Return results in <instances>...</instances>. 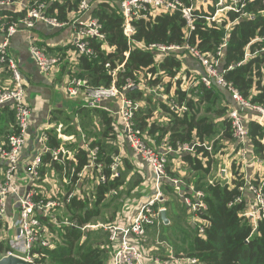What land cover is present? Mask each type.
I'll list each match as a JSON object with an SVG mask.
<instances>
[{
  "label": "trees",
  "instance_id": "obj_1",
  "mask_svg": "<svg viewBox=\"0 0 264 264\" xmlns=\"http://www.w3.org/2000/svg\"><path fill=\"white\" fill-rule=\"evenodd\" d=\"M17 1L13 0L14 3ZM111 1L113 0H89L94 6L84 20L89 16L97 18L105 39L104 41L94 37L87 39L93 55L77 57V69L80 72L74 76L86 80L88 86L93 88L109 87L114 81L115 87L120 91H123L128 81H131L133 86L124 90L123 93L132 102L146 103L135 110L133 121L143 133L147 143L150 145L152 139L160 148L159 150H163L162 145H169L174 151L179 145H193V151L169 154L168 161L180 158L189 165L190 171L194 172L195 175L191 180L185 179L187 180L185 185L203 193L206 210L200 216L210 221V227L205 230L204 236L199 237L193 227L187 226L186 213L188 212H185L184 207L181 208L185 216L183 223L176 213L175 204L156 203L154 209H165L169 220L168 226H165L163 222L160 225V241L167 245L169 243L168 246L174 250L173 255L177 259L196 258L199 264H264V220H260L253 231L250 222L239 217V214L246 210L245 203L228 206L239 194L237 187L241 183L234 181L232 184L235 187L231 188L225 185V180L221 178L217 180L218 184L212 185L206 181L207 175L211 172L213 159L209 157L205 147L219 137L212 145V154L217 155L224 146V142H232L230 126L226 119L229 108L227 103L233 106L230 95L214 84L210 89L198 84L189 91H183L179 87L180 80L176 81L174 102L186 109L178 114L171 111L168 101L162 100L161 97H154L153 93L147 94L144 89L139 88L141 82L139 75L144 73L145 78H148L146 84L150 89L157 88L164 96H168L175 77L183 75L197 77L204 73L199 61L186 50L170 51L160 62H157L156 53L141 46L183 47L188 45L195 47L201 54L216 57L219 46L224 44L222 54L218 57L219 72L244 99L252 104H263L264 84H262L261 69L264 65V4L261 0H245L246 3L242 8L238 4V11L227 13L225 23H231L228 32L224 29L225 23L220 28H209L204 18L206 15L195 13L197 20L194 31L187 38L186 23L179 13L160 14L133 20L131 24L134 33L130 39H127L124 35V18L119 5L116 1L112 3ZM181 1L187 6L190 4L189 0ZM35 2L45 3L43 14L59 22H70L72 19L69 18V14L78 16L80 0H27L25 5L31 7ZM213 2L216 3V0ZM214 10V7H209V11L214 12ZM26 12L27 8L18 11L10 6H0V17L5 22H17L26 15ZM201 15L203 17H200ZM0 34L4 39L5 34ZM225 37L226 40H223ZM246 51L249 57H245ZM185 54L198 61L202 68L200 74L183 68V64L186 65V63L181 56ZM115 70V76L112 78L111 72ZM5 75L1 74L2 77ZM253 89L256 94H253ZM152 102L156 105L150 107ZM10 106H0V127L14 123V113L10 110ZM159 108L168 116L167 123L159 124L157 121H151L153 113ZM83 110L80 109L79 113ZM91 113L98 116L103 128L102 139L93 143L105 154L103 173L107 178L111 176L109 166L113 162L112 157H117L119 176L97 186L91 193L93 198L91 202L87 198L80 197H74L71 200L65 208L66 213L64 212L61 217L58 216L59 221L65 223L57 229L50 227L51 230L59 232L60 242L53 249L35 248L34 252L38 254V257L34 258V264H107L110 259H107V255L111 253L107 233L102 229L94 231L82 230V228L97 221L109 222L103 214L104 211L123 195L140 189L144 181L134 171L130 157L120 158L116 144L118 132L114 130L113 118L103 108L87 109L84 118L89 119ZM246 127L251 155H257L258 160L264 161V144L262 143L264 128L255 122L247 123ZM4 130L6 129L2 131ZM9 132L10 127L8 131H5V137ZM58 144L55 135L51 133L49 145L57 147ZM199 156L205 159V165L202 164ZM76 158L78 159L77 169L80 170L87 163V154L80 150ZM48 161L49 157L46 156L43 162ZM166 172L169 176H178L169 170V163L166 166ZM41 173H44V169ZM183 188V193L193 199L189 189ZM162 190L168 194L172 191L171 185L165 180ZM107 199L109 201L105 203ZM153 233L155 228L151 229L148 235ZM173 237L174 240L177 239L178 244L171 240ZM7 251L6 241H0V259ZM160 253L161 261L168 262V253L164 249H161Z\"/></svg>",
  "mask_w": 264,
  "mask_h": 264
},
{
  "label": "built area",
  "instance_id": "obj_2",
  "mask_svg": "<svg viewBox=\"0 0 264 264\" xmlns=\"http://www.w3.org/2000/svg\"><path fill=\"white\" fill-rule=\"evenodd\" d=\"M117 1L124 18L123 29L127 39H130L134 33V29L130 24L131 21L134 18L146 17L145 13L151 11L150 15L152 16L179 13L186 23V37L188 38L194 31L197 20L195 13L197 12H194L192 8V0H189V6L185 5L181 0ZM198 1L194 0L195 3ZM203 1L206 4V1ZM261 1L264 4V0ZM224 2L226 5L223 4ZM245 3V0H216V3L213 0H207L206 5L215 9L214 13L210 14L208 12L209 7L207 8L205 5L204 12L206 16L204 18L207 26L211 28V26L217 25L218 27L215 28H220L221 26L219 25L227 20V13L229 11H238L237 5L240 4L242 8ZM12 5L15 8L13 0H0V6ZM23 6L22 8L18 6V10L27 8L26 15L17 22H5L0 17V33L5 34V38L0 43V106L11 105L10 110L14 113V123L10 127V132L5 137V140L0 142V241L4 240L8 245V251L3 257L13 256L34 264V258L38 257V254L34 252L35 248L53 249L60 242L59 232L51 230L50 227L57 229L65 223L60 222L58 216L61 217L60 212L65 210L71 200L74 197H80L81 199L87 198L91 202L93 200L92 191L107 180L117 178L119 174L117 171L118 158L112 157L113 162L109 166L111 176L108 178L105 176L103 173L105 169L103 156L105 154L101 152L99 146L93 144L95 142L94 139L87 138L83 133H80V146L77 144L76 148L71 149L61 144L60 139L67 142H70L68 140L71 139L62 135L64 130L62 125L54 128L52 125L47 124L40 135L37 136L38 148L35 150V154L31 155L28 161L22 165L21 156L27 148L32 125L34 124L33 109L26 99L27 84L25 79L15 60L8 54L10 39L18 32L27 31L30 34L37 22L52 26V28L72 25L74 28L72 45L76 58L79 55H93V50L87 41L89 37H94L101 41L105 39L104 34L101 33V24L97 18L89 16L84 20V17L93 6L89 0H80L78 16L75 19H72V17L70 23H63L55 18L46 17L43 14L46 7L45 3L35 2L31 7ZM195 10L200 11L199 7H196ZM220 13L223 15H219ZM198 14L200 15L202 12L200 11ZM200 17L203 16L201 15ZM141 47L148 51L155 49L157 62H160L168 51L174 49L179 51V48L188 51L191 56L199 61L204 70L202 75L197 77H187L186 75L181 78L175 77L172 83L175 85V82L180 80L179 87L183 91H189L198 84H202L208 89L214 84L225 90L233 101V106L228 108L226 115L232 142H224V146H222L217 155L224 154L225 157V153L229 152L226 155V159H228L235 154L240 160V168L252 161L254 157H251L250 160L248 159L251 150L248 147L246 124L255 122L264 127V103L260 105L252 104L249 100L244 99L219 72L218 57L222 54L221 50L224 44L219 46L216 57L201 54L195 47L187 45L183 47L165 45ZM28 51L42 74L50 76L60 72L61 56L48 55L37 45L32 36H29ZM246 52L245 57H249L248 51ZM262 71L263 69H261ZM68 72L67 76L71 79L65 82L62 89L67 97L75 99L83 92L86 99L84 107L89 109L101 108L99 104L107 100H116L118 102L119 110L115 113L118 118V125L117 127L116 125L114 126L115 132L119 131L116 144L119 146L128 145L133 154L146 164L151 176L144 180L143 185L148 184L156 192L154 198L140 205L135 214H130L131 216L125 215L123 220L108 225H86L82 230L98 228L107 233L109 247L113 251V256L107 264H199L196 258L183 257L177 259L174 257L172 249L160 240L157 244L168 253V262H162L159 257L152 260L149 258V250L151 249L148 250L144 247L148 243V232L151 229L155 228V233L160 234L161 212L165 211V209H154V206L156 203L165 201L164 196L160 192V187L164 180L172 186L174 191L178 193L177 195L182 203L188 208L189 215L192 218L191 224L198 236L203 237L205 230L210 227V221L200 216L206 210V205L203 202V193L194 191L189 186V191L193 192V199H191V197L183 193V183L179 177L169 176L166 172V166L169 163L168 155L193 151V145H179L174 151L169 145H164L163 150H157L147 143L143 133L135 126L133 121V114L138 105L127 99L123 93L124 90L133 86L131 81L127 82L123 91L115 87L114 81L109 87L93 88L88 86L87 81L80 80L74 74H71L70 70ZM115 73L116 70L111 72L112 78H114ZM1 74L6 75L2 77ZM4 78H6L5 83H3ZM174 90L175 86L172 87L168 96L162 95V100L168 101L171 111L181 114L186 109L184 106H179L174 102ZM253 94H256L255 89H253ZM118 127L120 130L117 129ZM51 133L55 135L56 141L60 142L57 147L49 145ZM215 140L208 143L207 147H205L211 159H216L217 156L212 154V145ZM80 150L86 152L87 163L78 170V159L76 157ZM46 156L49 157V161L44 163L43 159ZM205 162V159H202L203 165H205ZM48 168H51L57 176L56 181L52 179L53 173L50 175L45 172L41 173L42 169L46 171ZM226 168L228 167L226 166ZM224 169L221 170L222 173L225 172ZM23 174L26 182L22 178ZM226 175L227 172L225 173ZM209 183L212 185L218 184L217 180L209 181ZM240 183L237 187L239 194L228 206L244 202L246 210L239 214V217L247 219L254 231L257 223L260 220H264V179L257 180L246 176ZM224 184L232 188L235 187L230 181L225 180ZM8 206L15 208L17 211L15 222L13 215H8L7 213ZM17 229H19V233H17Z\"/></svg>",
  "mask_w": 264,
  "mask_h": 264
},
{
  "label": "crops",
  "instance_id": "obj_3",
  "mask_svg": "<svg viewBox=\"0 0 264 264\" xmlns=\"http://www.w3.org/2000/svg\"><path fill=\"white\" fill-rule=\"evenodd\" d=\"M26 3H27V0H18L15 3V8H14V5L10 7L18 10V6L22 8L24 7L23 5H25ZM76 17L77 16H75L74 14H69V18L75 19ZM73 32H74V28L72 27V25H67L64 28L60 29V28H49L45 24L41 22H37L35 25V28L31 30L30 34L27 31L18 32L9 41L8 54L13 60H15V62L17 63L20 69V72L23 78L25 79V82L27 84V88H26L27 98L26 99L28 103L30 104L31 108L33 109L34 124L32 125L31 135H30L27 148L24 150L23 155L21 156V160H23L22 165H24L26 161H28L31 155L35 154V150L38 148V143L36 140L37 136L40 135L42 129H44V127L47 124L52 125L54 128H56L59 125L63 126L64 130L62 131V135L65 136L66 138H71L70 140H68L70 142L60 139L61 144H64L67 148L74 149L76 148L77 144L78 146H80L79 145L80 144L79 142L80 133H83L87 138L94 139L95 141H99L102 139L101 134H102L103 128L100 125L98 116H95L93 113H91V116L89 119L84 118V116H86V111L89 108L83 107L82 109L84 110L80 111L81 114L79 113V110L73 113L69 109L68 106L67 107L65 106L66 102H61L58 99V96H61V95L64 98V100H67L66 98H69L62 91L65 85V82L67 81V75H68L67 73H69L68 72L69 70H72V71L74 70L76 72L78 70L77 69V58L74 55L75 51L72 45V40L74 37ZM29 36H32L33 39L37 42V44L41 46V48L48 55H51V56L60 55L61 56L62 63L60 64V72L58 74L46 76L39 71L38 67L36 66V63L33 61L28 51ZM2 41H3V36L0 34V43ZM183 59L187 61V65L183 64V68L188 69V71H191L192 73H195V74H200L202 72V68L198 64L199 63L198 61L197 63L195 60L189 58L188 56L183 57ZM5 81H6V78L3 79V83H5ZM139 88L143 89L144 87H139ZM150 90L153 91V89H150ZM82 93L80 96H78V99L84 101L83 103L85 104L86 103V99L84 98L85 94L84 93L82 94ZM146 93L152 94V92L149 91L148 89H146ZM70 99L78 100L77 97L75 99L74 98H70ZM134 103L137 104L138 106L146 105L145 102H143L142 104L141 103L139 104L137 102H134ZM118 106L119 104L116 100H107L99 104V107L107 111L110 117L113 118L114 126L116 125V127L118 125V118L116 117L115 113L119 110ZM230 106L231 104L227 103V107H230ZM83 124H84V127H83ZM11 126L12 125H5L4 127H0V142L5 140V131L6 130L8 131L9 127ZM3 129H6V130L2 131ZM263 142H264V138H263ZM118 148H119L120 158L130 157L131 162L133 163L134 171H136L142 179L145 180L146 178L151 176L150 171L148 167L146 166V164L143 161H141L138 156L133 154V152L130 150L128 145L126 144L122 146L118 145ZM174 159L179 160V162L182 165H185L184 162L181 161L180 158H174ZM174 159H172L169 163H172V164L175 163ZM172 173H175L176 175L178 174L176 170H174ZM249 173H251V171H248V173L246 172L245 177L248 176V177L254 178L252 176L254 172H252L251 174ZM177 177H179L180 181H182L183 187L188 189L189 186L185 185V180L181 179L179 174ZM52 179L53 181H56L57 176L53 175ZM142 186H143V183H142ZM145 191L146 189H144V192ZM160 192L164 196V200H165L164 202H166L167 198L169 197L168 192L165 193L162 190V186L160 187ZM171 192L178 199L177 202L180 205H182V201L180 197H178L177 195L178 193L174 191L173 188ZM155 193L156 192L153 189V191H151L150 193L149 198H147L144 203L153 199L155 196ZM190 193L193 194V192H190ZM119 200L114 201V202H118ZM144 203H138V207ZM9 205H10V202H9ZM15 211H16L15 208H11L10 206H8V210H7L8 215H10L11 213ZM114 214L116 215L115 217H114ZM114 214L112 213L111 220L106 218L107 220H109V222L106 223L102 221H97L95 222L96 223L95 225H108L113 222L114 223L119 222L125 216V213L121 214L118 212V210ZM187 215L188 213H186V218H187ZM182 216H184L183 213H182ZM191 221H192V218L190 215H188L187 226L193 227L191 224ZM93 224L94 223L89 224V225H93ZM168 225H169V220H168L167 225L165 226H168ZM112 256H113V253L111 254L110 259L112 258Z\"/></svg>",
  "mask_w": 264,
  "mask_h": 264
},
{
  "label": "rangeland",
  "instance_id": "obj_4",
  "mask_svg": "<svg viewBox=\"0 0 264 264\" xmlns=\"http://www.w3.org/2000/svg\"><path fill=\"white\" fill-rule=\"evenodd\" d=\"M114 1H116L117 3H118V1L117 0H113V1H111V3L112 2H114ZM206 1V4H207V0H205ZM202 4H203V6H202ZM206 4H204V1L203 0H199L197 3H195L194 2V0H192V8L194 9V12H202V14H205V10H204V8H205V5ZM224 5H226V3L224 2L223 3ZM118 5H119V3H118ZM196 7H199V10L200 11H198V10H195L196 9ZM206 7L208 8L209 6H207L206 5ZM119 8H120V5H119ZM120 11H121V9H120ZM215 11V10H214ZM208 12L210 13V14H213L214 12H212V11H209V8H208ZM150 13H152V11L151 12H147V13H145V16L146 17H141L140 19H144V18H148V17H151L152 15H150ZM223 13V12H222ZM222 13H220L219 15H223ZM122 14V13H121ZM155 14V13H154ZM183 18V17H182ZM133 20H137L136 18H134ZM132 20V21H133ZM132 21H131V23H132ZM130 23V24H131ZM223 23H225V22H223ZM222 23V24H223ZM222 24L221 25H219V26H222ZM230 25L231 24H228V23H225V26H224V29L228 32V30H229V27H230ZM131 26H132V24H131ZM133 27V26H132ZM215 27H218L217 25H213V26H211V28H215ZM62 28H64V27H62ZM62 28H60V29H62ZM134 29V28H133ZM226 38V37H225ZM224 38V39H225ZM223 39V40H224ZM185 46V45H184ZM188 46V45H187ZM175 50V49H174ZM174 50H170V51H174ZM179 51H181V49L179 48L178 49ZM155 53H156V50L154 49L153 50ZM170 51H168V52H170ZM167 52V53H168ZM167 53L166 54H164V56H166L167 55ZM157 54V53H156ZM51 56V55H50ZM54 56V55H53ZM187 56H189L188 54H185V55H183V56H181V58L183 59V57H187ZM185 63H186V65H187V61H185ZM60 68V67H59ZM263 71L261 72V74H262V84H264V65H263ZM67 71V70H66ZM70 72H71V74H79V70H77V72L76 71H72V70H70ZM194 76V75H193ZM177 77H179V76H177ZM182 76H180L179 78H181ZM139 78H140V80H141V82H140V84H139V87H140V85H141V87L143 86L144 88V90L146 91V89H148V90H150L149 89V87H148V85L146 84V82H148V78L146 79L145 78V75H144V73H141L140 75H139ZM68 79H71L69 76H67V80ZM80 80H82V79H80ZM86 81V80H85ZM165 81H170V79H165ZM175 85H174V83H172V87H174ZM84 90V89H83ZM150 91H152V90H150ZM152 93H154L153 95H154V97H161L162 98V91L161 90H158L157 88H153V92ZM83 94V93H82ZM58 99L61 101V102H66V107L68 106L69 107V109L73 112V113H75L77 110H80V109H82L83 107H84V101H82V100H80V99H78V97H77V99L78 100H73V99H70V98H66L67 100H64V98L62 97V95L61 96H58ZM154 101H155V99H153ZM69 103V104H68ZM143 103V102H142ZM141 103V104H142ZM154 104L156 105V103L155 102H152V103H150V107L151 106H154ZM156 107H158V106H156ZM151 121L152 122H158L159 124H161V123H167L168 122V116L159 108V109H157L154 113H153V118L151 119ZM118 130H120V128L118 127ZM150 145L153 147V148H155V149H157V150H159L160 148L159 147H157L156 146V143L151 139V142H150ZM162 145V144H161ZM160 145V146H161ZM162 148H163V145H162ZM229 152H226L225 153V157H224V154H220V155H217L216 156V159H213V163H212V167H211V172L209 173V175H207V177H206V181H207V183H209V181L208 180H210V181H214V180H219L220 178H224L226 181H230V183H233L234 181H236V182H241L243 179H244V177H245V173L247 172L248 173V171H251V173L252 172H254V174L252 175L255 179H257V180H260V179H264V161H262L261 159H257L256 158V156H253V155H251V154H249V160H250V158L252 157H254V159L252 160V161H250V162H248V163H246L243 167H241L240 168V160H238V158H237V156L235 155V154H233V155H231L228 159H226V155L228 154ZM221 156V157H220ZM199 158L200 159H202V156H199ZM175 160V163H169V170H171L172 172L174 171V170H176L177 171V173L180 175V177H181V179H189V180H191L192 178H193V176L195 175L194 174V172L193 171H190V169H189V165H187V164H185V165H182L180 162H179V160H176V159H174ZM206 163V162H205ZM226 166L228 167V168H226ZM223 168H225L224 170H225V172L224 173H222L221 172V170L223 169ZM227 172V175L225 176V173ZM45 173H47L48 175H50V174H52L53 173V170L51 169V168H48V169H46V171H45ZM251 173H249V174H251ZM53 175H55V174H53ZM230 175H231V177H230ZM22 178H23V180H25V182H26V179H25V175L23 174L22 175ZM186 182H187V180H185ZM25 184V183H24ZM141 188H143V190L141 189ZM141 188L140 189H136L135 191H132V192H130L129 194H125V195H123L121 198H120V200L118 201V202H113L111 205H110V207L109 208H107L105 211H104V216H105V218H108V219H112L111 218V216H112V213H116L117 212V210H118V212L119 213H121V214H123V213H125V215L126 216H131V215H133V214H135L137 211H138V203H144L145 202V200L147 199V198H149V196H150V193H151V191H153V189L150 187V186H148V184H145V185H143V186H141ZM232 188V187H231ZM144 189H146V191L144 192ZM142 190V191H141ZM139 194V195H138ZM168 198H167V201L166 202H168V203H171V205H173V204H175V205H177V208H176V213H178V215H179V217H180V219L182 220L181 222H183L184 221V217L185 216H182V210H181V208L182 207H184L185 209H186V211L185 212H188V214H189V210H188V208L186 207V206H184V204L182 203V205H180L178 202H177V198L172 194V192H170L169 194H168ZM109 201V199H107L106 201H105V203L106 202H108ZM135 201V202H134ZM162 202H164V201H162ZM160 203V202H159ZM178 203V204H177ZM142 205V204H141ZM170 211V210H169ZM64 212H65V210H63V211H61L60 212V216L62 215V214H64ZM66 213V212H65ZM12 215H13V219H14V216L15 215H17V211H15V212H13V213H11ZM131 214V215H130ZM116 215L114 214V217H115ZM5 218V217H4ZM187 218H188V215H187ZM187 218H186V220H187ZM123 220V219H122ZM96 223H94L93 225H95ZM184 228V227H183ZM85 230H89V229H85ZM94 231H97L98 230V228H95V229H93ZM179 235V234H178ZM149 236V240H148V243H147V245H145L144 247L146 248V249H151V250H149V258H151L152 260H154L156 257H159L160 259H161V257H162V255H161V253H160V251H161V246L159 245V244H157V242H159V240H160V234H153V235H148ZM174 243H176L177 242V244H178V241H177V239H175L174 240V237L171 239ZM176 241V242H175ZM166 244V243H165ZM167 245V244H166ZM168 245H169V243H168ZM167 245V246H168ZM171 245V244H170ZM172 246V245H171ZM169 247V246H168ZM109 250H111V252H113L112 251V249H109ZM172 251V253H173V251L174 250H171ZM111 257V253L109 252L108 253V255H107V259H109Z\"/></svg>",
  "mask_w": 264,
  "mask_h": 264
},
{
  "label": "water",
  "instance_id": "obj_5",
  "mask_svg": "<svg viewBox=\"0 0 264 264\" xmlns=\"http://www.w3.org/2000/svg\"><path fill=\"white\" fill-rule=\"evenodd\" d=\"M47 27L52 28V26H49V25H47ZM27 190H29V188H27ZM16 219H17V215L14 216V222L16 221ZM161 220L164 225H167L168 220H167L166 211L161 212ZM17 233H19V229H17ZM0 264H31V263H28L17 257L9 256V257L1 258Z\"/></svg>",
  "mask_w": 264,
  "mask_h": 264
}]
</instances>
